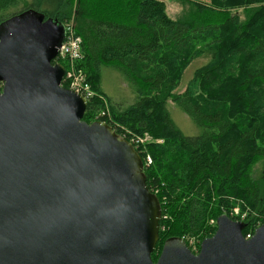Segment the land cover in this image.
I'll return each instance as SVG.
<instances>
[{
  "label": "trees",
  "instance_id": "trees-1",
  "mask_svg": "<svg viewBox=\"0 0 264 264\" xmlns=\"http://www.w3.org/2000/svg\"><path fill=\"white\" fill-rule=\"evenodd\" d=\"M19 2L0 0V24L22 14ZM188 2V21L169 18L160 0H31L22 10L60 26L61 17H73L86 80L96 95L87 102L84 122L103 110L98 87L105 66L124 71L141 95L125 109L116 110L110 102L108 107L120 126L116 134L124 127L162 141L145 151L164 185L159 177L143 174L152 194L162 187L160 198L153 194L159 206L162 198L177 202L182 221L165 231L159 220L153 262L166 240L199 231L209 208H248L257 215L244 222L243 235L264 224V178L249 174L250 165L264 158V0ZM64 8L70 11L61 13ZM202 55L208 62L194 72L182 94H175L183 71ZM168 100L202 129L201 135L184 136L173 125ZM160 213L162 218L161 208Z\"/></svg>",
  "mask_w": 264,
  "mask_h": 264
},
{
  "label": "water",
  "instance_id": "water-1",
  "mask_svg": "<svg viewBox=\"0 0 264 264\" xmlns=\"http://www.w3.org/2000/svg\"><path fill=\"white\" fill-rule=\"evenodd\" d=\"M64 28L33 11L0 24V264H264V224L226 215L198 254L158 241L160 206L140 156L53 64Z\"/></svg>",
  "mask_w": 264,
  "mask_h": 264
},
{
  "label": "rangeland",
  "instance_id": "rangeland-1",
  "mask_svg": "<svg viewBox=\"0 0 264 264\" xmlns=\"http://www.w3.org/2000/svg\"><path fill=\"white\" fill-rule=\"evenodd\" d=\"M31 0H20V6L18 7V11H21L20 13H23L26 11L29 5H27ZM164 3L165 6V13L166 15L171 18L172 20H190L188 17L190 16L191 11V4L188 2V0H160ZM190 1H197L200 3H204L205 5H210V0H190ZM30 4V3H29ZM70 11V8H64L60 12L64 11ZM24 10V11H22ZM193 10V9H192ZM233 13H241L240 9L237 10H231ZM237 11V12H236ZM61 21H64V28L69 29L72 32L73 38H79L76 35L75 32V23L73 20V17H68L67 19L60 18ZM65 43H67V38L65 39ZM81 46V47H80ZM78 48V53L74 51L73 46L66 44V50L69 51L68 57H55L53 60V64L61 65L63 68L66 69L67 74L70 75V77L66 76L62 80V86L66 88H72V89H81L83 92L93 95L92 98L96 97L94 91L91 89L90 84L86 80V71L85 65H82V62L84 60V56L82 54V42ZM79 54V58L74 60L73 66L68 64L66 58L69 57H76ZM208 62V56L202 55L196 59H194L188 67L183 71L181 79L177 87L173 90L175 94H182L189 81L191 80L194 72L200 68L201 66L205 65ZM77 69L81 73L82 80L77 81L73 79V73ZM88 86V87H87ZM99 91L103 94L102 95V102H103V110L98 109L97 111H94L91 115V117H88L86 120L88 124H91L93 122H103L106 125L109 123V127H114L116 130L114 131L116 133L117 128L120 127L112 118L111 111L109 106V102L111 105L116 109H125L130 105H133L137 100L141 97L139 92L137 91L136 87L132 85L131 81L127 77L124 71L119 70L115 68L114 66H105L100 71V82H99ZM100 98V97H99ZM106 102V103H105ZM108 107V109L106 108ZM166 109L168 112V116L170 120L172 121L173 125L184 135L187 137H196L201 135L202 129H200L198 126L195 125V123L186 115L184 114L179 107H177L171 100H168L166 103ZM111 115V116H110ZM110 116V117H109ZM106 117V118H105ZM86 122V123H87ZM111 127V128H112ZM118 132V131H117ZM120 134L119 136L123 137L127 142H129L132 147L135 150H138L142 156V166L143 172L147 176L149 175V178L152 179L154 177H159L161 179V183H165L164 178L161 176V174L156 170V168L152 165V157H150V153L148 148L149 146L153 144H161V140L154 139L151 135L148 133H144L142 136H136L135 133L130 132L128 129L121 127L120 128ZM118 135V134H117ZM137 139L141 141H137ZM148 151L146 153V151ZM150 160H149V159ZM145 159V162L143 161ZM249 174L252 179H258L263 180L264 178V158L255 160L249 167ZM161 193H164L162 191V187L155 188V191H153V194L158 196L160 198ZM175 197H173V200ZM162 201V202H161ZM160 201V208L163 209V216L162 218V227L166 228L165 231H168L169 229L175 227V225L178 223H181L179 217L180 215V209L177 206V202L175 200L172 202L169 199L162 198ZM209 213L207 214V218L203 226L199 229V231L195 233H186L184 232L181 234V240L184 241L186 246L189 247V249L193 250L194 247L196 248L194 251H199L200 244L204 240L203 238L207 237L211 234L212 229L216 228V220L214 219L215 215H226L229 218H233L234 221L239 222H246L247 220L254 221L258 217L257 215L251 213L248 208H244V211L239 210V208H233L230 210H226L224 207L216 208V209H210ZM217 213V214H216ZM179 220V221H178ZM259 224H256V227ZM173 226V227H172ZM206 239V238H205ZM196 253V252H193ZM159 256V255H158Z\"/></svg>",
  "mask_w": 264,
  "mask_h": 264
},
{
  "label": "built area",
  "instance_id": "built-area-1",
  "mask_svg": "<svg viewBox=\"0 0 264 264\" xmlns=\"http://www.w3.org/2000/svg\"><path fill=\"white\" fill-rule=\"evenodd\" d=\"M66 38H67V43H65V39ZM66 44H69V45L73 46L74 51L76 53H78V48H79V46L81 44V39L80 38H73L71 30L64 28V38H63V41H62L59 49L57 50V55L59 57H63V56L64 57H68L69 51L68 50L65 51L66 50ZM57 55H56V57H57ZM77 58H79V54L76 57H73L72 56V57L66 58V60H67L68 64H70L71 66H73L74 60H76ZM74 70H76V71L73 73V79L74 80H77V81L78 80L81 81L82 80V77H81L80 71H78L75 68H74ZM66 74H67V71L64 68V76H63V78L66 76ZM67 77H70V75L67 74ZM63 78H62V80H63ZM61 86H62V83H61ZM67 89L70 90V91H72V92H74V93H76V94H78V95H80L86 102H88L89 100L92 99V96L93 95H89V94L83 92L81 89H72V88H67ZM106 108L108 109L107 106H106ZM137 141H141V140L137 139ZM144 162H145V160H144ZM259 226L260 225H258L257 227H255V229H257ZM254 230L252 232H248L247 234H245L244 235V239H250L252 237V234H253ZM188 249H189V247H188ZM195 249L196 248L194 247L193 250L192 249L191 250L189 249V250H190L191 253L196 252V253H193V254H197L198 253V248H197V251H194Z\"/></svg>",
  "mask_w": 264,
  "mask_h": 264
}]
</instances>
